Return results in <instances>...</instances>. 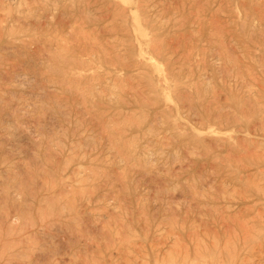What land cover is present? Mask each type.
<instances>
[{
	"label": "rangeland",
	"instance_id": "374dc122",
	"mask_svg": "<svg viewBox=\"0 0 264 264\" xmlns=\"http://www.w3.org/2000/svg\"><path fill=\"white\" fill-rule=\"evenodd\" d=\"M0 264H264V0H0Z\"/></svg>",
	"mask_w": 264,
	"mask_h": 264
},
{
	"label": "bare ground",
	"instance_id": "6f19581e",
	"mask_svg": "<svg viewBox=\"0 0 264 264\" xmlns=\"http://www.w3.org/2000/svg\"><path fill=\"white\" fill-rule=\"evenodd\" d=\"M236 248V247H235Z\"/></svg>",
	"mask_w": 264,
	"mask_h": 264
}]
</instances>
